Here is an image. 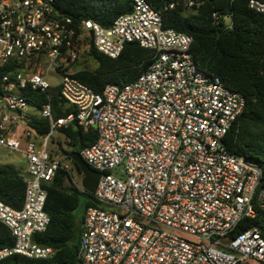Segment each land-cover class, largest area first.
Instances as JSON below:
<instances>
[{
    "label": "built area",
    "instance_id": "obj_1",
    "mask_svg": "<svg viewBox=\"0 0 264 264\" xmlns=\"http://www.w3.org/2000/svg\"><path fill=\"white\" fill-rule=\"evenodd\" d=\"M221 1L229 7L213 9L211 20L228 31L234 0H163L159 9L131 0V10L109 26L91 19L75 24L54 0H0V63L22 61L21 70L1 80L0 146L25 160L22 205L0 200V222L13 238L0 248V260L53 255L32 236L49 223L44 185L57 168L84 190L81 176L48 149L58 128L75 122L96 130L80 154L99 172L92 192L99 205L86 206L80 223L81 264H264L262 228L235 231L243 218L264 217L262 169L224 144L245 97L197 67L190 34L162 23L165 10L197 11ZM247 6L261 15L264 36V0H248ZM129 42L153 50L132 81L108 83L97 92L72 76L81 46L116 58ZM52 70L60 74L61 97L74 109L56 118L49 102L32 107L19 91L29 86L45 92ZM28 107L48 119L46 133L28 126ZM117 167L121 172L114 175Z\"/></svg>",
    "mask_w": 264,
    "mask_h": 264
},
{
    "label": "trees",
    "instance_id": "obj_2",
    "mask_svg": "<svg viewBox=\"0 0 264 264\" xmlns=\"http://www.w3.org/2000/svg\"><path fill=\"white\" fill-rule=\"evenodd\" d=\"M147 1L157 9L163 5V0ZM247 2L248 0L232 2L230 7L233 10L234 24L228 31H220L211 20L213 9L219 6L229 7L225 1L208 2L197 11L184 12L179 8L165 10L162 13V23L164 27L192 36L190 52L200 70L217 75L229 89L244 95L245 108L228 130L224 144L231 153L242 155L260 165L262 178L259 189L264 186V36L262 17L249 9ZM54 5L60 12L70 16L75 24L83 19H91L102 26L111 25L117 16L132 8L131 0H54ZM88 55L96 62V67H82L72 76L100 92L108 83L124 85L135 79L151 62L153 50L129 42L119 56L110 58L89 45ZM21 69L22 61L18 59L0 63V92L2 77H12ZM19 91L32 107L40 108L42 103L49 102L55 118L74 111L61 97L59 86H51L45 92L29 86ZM27 123L41 134L49 129L48 119L40 115L30 116ZM58 133L65 137L69 147L63 153L69 160L71 169L81 176L79 166L70 159L68 153H80L85 146L94 142L96 130L92 127L84 130L73 122L66 127H59ZM44 186L47 191L44 209L50 220L46 229L35 233L32 239L41 246L51 247L53 255L37 259L13 254L1 259L0 264H81L79 235L83 212L86 206L99 203L93 199L91 192L70 184L68 175L62 168H57L52 180ZM24 188L21 172L14 166L0 164V200L19 208L23 202ZM79 206H82V211L77 215L75 211ZM255 225L262 228L264 235V217L243 218L235 231ZM12 243L9 229L0 222V248L11 246Z\"/></svg>",
    "mask_w": 264,
    "mask_h": 264
},
{
    "label": "rangeland",
    "instance_id": "obj_3",
    "mask_svg": "<svg viewBox=\"0 0 264 264\" xmlns=\"http://www.w3.org/2000/svg\"><path fill=\"white\" fill-rule=\"evenodd\" d=\"M89 46H81L80 54L78 58L70 66L72 72L81 69L82 67H88L93 69L96 67V62L88 55ZM48 81L52 87L59 86L60 74L58 71L52 70L48 76ZM29 112H35L31 107L27 108ZM48 149L53 150L54 153L58 156V159L64 164L70 165L69 160L66 159V155L63 153L65 150H69L66 139L62 134L56 133L53 135V138L48 141ZM64 150V151H63ZM0 164L11 165L17 169H24L25 160L22 157V154L18 151L10 150L6 147L0 146ZM114 175H118L121 172V167H117L111 170ZM79 181L81 177H78ZM84 198L82 197V200ZM82 211V206H79L75 213L79 215Z\"/></svg>",
    "mask_w": 264,
    "mask_h": 264
},
{
    "label": "water",
    "instance_id": "obj_4",
    "mask_svg": "<svg viewBox=\"0 0 264 264\" xmlns=\"http://www.w3.org/2000/svg\"><path fill=\"white\" fill-rule=\"evenodd\" d=\"M68 156L73 160L80 169L81 185L84 190L93 192L99 172L92 169L82 158L81 154L77 151H70Z\"/></svg>",
    "mask_w": 264,
    "mask_h": 264
},
{
    "label": "crops",
    "instance_id": "obj_5",
    "mask_svg": "<svg viewBox=\"0 0 264 264\" xmlns=\"http://www.w3.org/2000/svg\"><path fill=\"white\" fill-rule=\"evenodd\" d=\"M32 108V107H31ZM34 110H35V112H30L29 111V113H30V116H32V115H38V110H36L35 108H33ZM23 157V156H22ZM20 172H21V174H24V172H25V167H24V169H18Z\"/></svg>",
    "mask_w": 264,
    "mask_h": 264
}]
</instances>
